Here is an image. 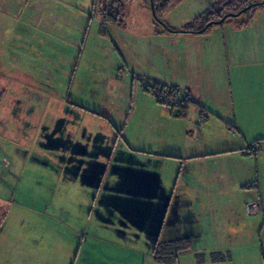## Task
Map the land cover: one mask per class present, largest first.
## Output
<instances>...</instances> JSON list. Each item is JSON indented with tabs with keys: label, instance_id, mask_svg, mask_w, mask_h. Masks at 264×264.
Segmentation results:
<instances>
[{
	"label": "rangeland",
	"instance_id": "374dc122",
	"mask_svg": "<svg viewBox=\"0 0 264 264\" xmlns=\"http://www.w3.org/2000/svg\"><path fill=\"white\" fill-rule=\"evenodd\" d=\"M94 4L0 0V264H157L156 246L197 234L194 224L201 219L190 210V196L179 193L185 181L179 178L180 161L131 152L134 141L144 144L147 137L158 151L195 138L181 125L166 123L171 112L157 101L159 88L152 90L144 42L131 39V31L157 25L150 0H130L122 28L104 25ZM196 4L187 0L161 19L167 25L172 19L193 21L209 7L188 9ZM138 68L147 81L133 74ZM147 84L152 99L142 93ZM107 137L110 151L117 142L112 167L156 174L161 183L158 193L131 196L137 203H131V213L115 205L127 204L122 190L98 193L83 175L71 177L63 163L80 158L75 139L92 138L99 145ZM261 214L258 227L257 215L243 214L236 235L228 228L207 232L174 264H264Z\"/></svg>",
	"mask_w": 264,
	"mask_h": 264
},
{
	"label": "crops",
	"instance_id": "0c3cea01",
	"mask_svg": "<svg viewBox=\"0 0 264 264\" xmlns=\"http://www.w3.org/2000/svg\"><path fill=\"white\" fill-rule=\"evenodd\" d=\"M185 1L181 0L171 11ZM192 1L198 4L188 9L205 10L213 2ZM169 11L166 12L168 19L171 17ZM171 21L168 25L179 33L164 32L157 26L153 27V24L142 32L131 31L132 40L144 42L148 57L144 69L153 73L143 77L144 69L138 68L133 74L147 78L146 81L150 77L153 84L177 88L190 94L191 102L182 111L184 117L178 116L179 111L167 109L171 116L166 115L165 121L174 126L181 125L184 132L195 138L188 139L186 136L182 145H172L171 150L158 151L154 140L147 137L144 144L134 141L131 152L134 154L143 150L148 155L180 161L179 178H184L186 182L183 181L179 193L190 196V210L197 219H201L200 223L196 221L194 224L197 234L189 239L182 238L189 240L190 248L184 251L188 253L193 244L201 243V238L209 231L220 232L228 228L236 235L234 228H239L247 202L257 201L261 204V225L264 227V8L257 10L243 27L235 21L228 25L226 22L200 34L182 31L181 28L191 21ZM2 76L5 77V74ZM142 93L151 98L144 90ZM154 106L160 111L163 109V106L158 107L155 103ZM75 110L69 108V111ZM117 132V138H120L121 133ZM205 134L207 138L203 140ZM199 135L202 139H199ZM100 141L97 145L92 138L80 142L75 139L73 147H76L80 158L64 159L66 172L71 177L83 175L82 180L87 181L86 185L93 186L98 193L101 190H122L127 194V204L115 205L124 214L126 211L131 213V203L137 204L131 201V196H137L136 192L140 195L148 191L158 193L161 186L158 176L132 170L129 166L112 167L111 158L117 142L115 140L110 151L111 141L108 137ZM251 143L256 147L255 153L248 150L247 146ZM69 154H72V150ZM111 180H115L112 187L105 188ZM172 202L173 196L170 204ZM102 203L106 204L104 200ZM126 216L131 222V215ZM256 220L253 225L258 227L260 220ZM163 227L158 233L159 237ZM256 234L257 230L254 238ZM211 250L216 249L212 247ZM204 251L205 248L199 249V252Z\"/></svg>",
	"mask_w": 264,
	"mask_h": 264
},
{
	"label": "trees",
	"instance_id": "16d2710c",
	"mask_svg": "<svg viewBox=\"0 0 264 264\" xmlns=\"http://www.w3.org/2000/svg\"><path fill=\"white\" fill-rule=\"evenodd\" d=\"M129 1L130 0H95L94 8H96L95 10L98 12V15L102 19V23L104 25L118 26L122 28L124 27L125 5ZM151 1L153 4L154 19L156 21L157 28L163 30L164 32L179 33L178 30L170 29L169 26L166 23H164V21H162L161 18L167 11L172 9L181 0H151ZM261 1L262 0H258L256 2L261 3ZM256 2L251 3L250 0H218L214 2L212 5H210L203 13L195 17L193 21L185 25L182 28V31L188 33H196L197 31L203 30V28L210 22L218 21L227 14H237L238 12L241 11L243 12L239 17L228 18L222 24L226 23L227 20L233 19V21L237 22L238 24H240V26L243 27L247 25L248 21L257 11L258 7L264 6V5H257V6L251 5V4H255ZM213 26L214 25L208 27L207 29L204 30V32L208 31ZM149 86L152 85L147 84L146 88H144V91L147 93L151 92ZM156 88H159L163 91L164 89H167L168 92H176L179 90L177 88H168L159 84H153L152 90H156ZM190 102L191 101H189L188 103L184 104L183 106L177 109H172V108L169 109L172 111H179L178 116L184 117V113H182V111ZM189 245L190 243L188 239H181L166 243L164 245H158L156 246L153 252L154 260L157 264H174L177 260L178 255L181 252L187 251L189 249Z\"/></svg>",
	"mask_w": 264,
	"mask_h": 264
},
{
	"label": "built area",
	"instance_id": "2783aa9c",
	"mask_svg": "<svg viewBox=\"0 0 264 264\" xmlns=\"http://www.w3.org/2000/svg\"><path fill=\"white\" fill-rule=\"evenodd\" d=\"M157 101L165 107L177 109L191 101V96L188 92H168L161 89L155 92ZM249 152L255 153V145L248 147ZM244 212L246 216L259 215L262 212L261 204L257 201L247 202L244 204Z\"/></svg>",
	"mask_w": 264,
	"mask_h": 264
},
{
	"label": "water",
	"instance_id": "95a60500",
	"mask_svg": "<svg viewBox=\"0 0 264 264\" xmlns=\"http://www.w3.org/2000/svg\"><path fill=\"white\" fill-rule=\"evenodd\" d=\"M251 5H254V6H257V5H264V1L261 2V3H255V4H251ZM250 7V6H249ZM248 9V8H247ZM150 10H151V13H152V16L154 17V9H153V4H152V1L150 0ZM243 11L241 12H238L237 14H227L225 16H223L220 20L218 21H214V22H210L208 23L204 28L203 30H200V31H197L196 33L197 34H200V33H203L205 29H207L208 27L212 26V25H221L226 19L228 18H236V17H239L241 14H242Z\"/></svg>",
	"mask_w": 264,
	"mask_h": 264
},
{
	"label": "flooded vegetation",
	"instance_id": "af4514ba",
	"mask_svg": "<svg viewBox=\"0 0 264 264\" xmlns=\"http://www.w3.org/2000/svg\"><path fill=\"white\" fill-rule=\"evenodd\" d=\"M2 187H1V185H0V189H1ZM2 206H1V200H0V212H1V210H2V208H1Z\"/></svg>",
	"mask_w": 264,
	"mask_h": 264
}]
</instances>
